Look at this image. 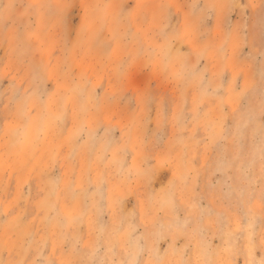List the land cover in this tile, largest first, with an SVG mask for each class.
I'll return each mask as SVG.
<instances>
[{
  "label": "rangeland",
  "instance_id": "rangeland-1",
  "mask_svg": "<svg viewBox=\"0 0 264 264\" xmlns=\"http://www.w3.org/2000/svg\"><path fill=\"white\" fill-rule=\"evenodd\" d=\"M0 264H264V0H0Z\"/></svg>",
  "mask_w": 264,
  "mask_h": 264
}]
</instances>
